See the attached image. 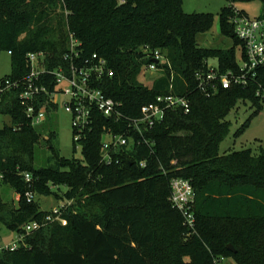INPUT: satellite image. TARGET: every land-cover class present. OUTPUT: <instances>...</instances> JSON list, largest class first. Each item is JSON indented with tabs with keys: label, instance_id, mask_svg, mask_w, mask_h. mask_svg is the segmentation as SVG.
<instances>
[{
	"label": "trees",
	"instance_id": "trees-1",
	"mask_svg": "<svg viewBox=\"0 0 264 264\" xmlns=\"http://www.w3.org/2000/svg\"><path fill=\"white\" fill-rule=\"evenodd\" d=\"M243 1H257L264 8V0ZM183 5V0H0V53L11 52L12 59L7 77L27 75L29 53H45L48 69L64 65L70 34H75L84 59L97 54L107 60L114 76L99 87L126 118H138L141 108L159 96L175 94L191 102L188 114L169 112L146 134L151 146L138 139L141 143L127 154L115 155L119 164L106 166L101 163L104 127L122 133L125 121L118 125L96 113L94 130L82 142V158H66L56 147L52 119L34 128L18 95L7 96L0 111L11 117V124L0 128V187L20 199L15 206L0 191V224L24 240L15 251L0 250V264H160V244L175 249L172 264H216L222 259L264 264V154L220 153L231 132L226 118L232 108L250 102L262 109L258 85L220 89L211 97L197 89L196 75L207 70L210 59L218 61L221 73H237L238 55L236 49L200 47L199 38L211 31L215 16L187 14ZM233 7L220 14V31L242 53L231 23ZM146 48L164 57L161 75L150 85L141 81L153 60ZM259 83L264 90L263 76ZM232 169L237 173H230ZM25 173L32 176L31 185ZM178 178L194 188L201 233L187 244L181 237L193 230L170 201L171 182ZM28 191L72 201L62 211L66 225L46 223L50 211L28 203ZM35 222L41 228L28 233L26 227ZM249 223L251 229L245 228Z\"/></svg>",
	"mask_w": 264,
	"mask_h": 264
},
{
	"label": "built area",
	"instance_id": "built-area-1",
	"mask_svg": "<svg viewBox=\"0 0 264 264\" xmlns=\"http://www.w3.org/2000/svg\"><path fill=\"white\" fill-rule=\"evenodd\" d=\"M234 12L231 23L234 25L237 39L243 44L239 72L229 71L223 74L219 66L210 67L208 64L206 71L196 75L197 89L207 97H211L220 89L228 90L232 87L247 89L250 84L257 83L256 96L261 100L264 111V90L259 83L261 77L264 78V75L260 74V70H264V13L257 18H250L236 9ZM81 46L75 34H70V49L64 56L66 63L55 69H48L45 53H29L27 75L19 79L0 78V108L7 96L18 95L20 106L31 125L34 128H42L58 112V98H67L65 112L71 119L73 142L81 149L82 142L94 130L96 113L107 120H113L118 125L121 121H125L126 129L122 133H115L113 128L104 127L103 137H108L109 140H103L101 163L106 166L119 164L120 157L115 155L127 154L139 142L138 139L151 146L146 134L152 132L157 124L162 123L169 112L181 111L185 114L190 112L191 102L188 97L169 94L159 96L155 102L144 105L138 118H126L120 112L119 104L107 98L99 87L105 79L114 76L107 60L97 54L84 59ZM145 53L153 60L151 64L145 66L144 74L159 73V65L164 63L162 54L159 51L149 54L152 53L149 48L145 49ZM8 54L11 56V52ZM45 76L49 78L46 82ZM0 118L8 120L5 124H11V117L3 115L1 111ZM24 180L28 185L32 184V176L29 173L24 174ZM1 181L3 176L0 174ZM171 190L170 201L173 207L182 214L185 225L194 230L196 216L192 184L188 180L174 179L171 182ZM36 197L33 191L26 193L28 203L36 202ZM64 207L65 205L50 211L45 219L46 223L60 221L66 225L62 219ZM41 226L37 222L31 223L26 227V231L35 232ZM20 237L24 238V236ZM21 240L18 239V242L20 243ZM18 246L14 244L13 247L6 249L15 251Z\"/></svg>",
	"mask_w": 264,
	"mask_h": 264
},
{
	"label": "rangeland",
	"instance_id": "rangeland-1",
	"mask_svg": "<svg viewBox=\"0 0 264 264\" xmlns=\"http://www.w3.org/2000/svg\"><path fill=\"white\" fill-rule=\"evenodd\" d=\"M183 10L187 14H212L215 16V23L213 28L207 34L201 35L199 38V45L203 48H217L223 50L236 49L238 55V62L241 65V52L239 48H236L235 43L232 39L224 37L220 31V14L222 11L233 5L234 8L245 13L250 18H257L263 14V5L257 1H243L235 0L231 3V0H183ZM235 9H233L235 11ZM210 67H217L218 61L216 59L209 60ZM12 74V59L7 52L0 53V78H5ZM161 75L159 72H151L148 75L144 74L141 77V81L150 85L156 78ZM67 98L59 97V110L51 119V127L57 132L56 147L59 149L61 155L66 158L81 159L82 149L80 147H74L73 142V131L71 127V119L65 112V104ZM254 113H256L255 116ZM227 121L231 122V132L226 140L221 144L220 153L222 155H230L233 153H249L253 157L259 158L264 154V111L263 109L254 106L250 102H240L232 108L230 114L226 118ZM251 119L250 126L246 130L245 124ZM7 119L0 118V128L7 123ZM105 141L109 138L105 137ZM236 169H232L230 173H237ZM0 191L6 200L14 201V205L17 206V194L10 191L6 187H0ZM65 189L60 190V198L64 196ZM36 203L41 210L49 212L60 206H70L73 202L67 200H58L56 197H36ZM200 225H204L207 222H202ZM215 227L221 228L225 226L223 222H212ZM229 227H234L233 223L226 224ZM249 226V227H248ZM253 224L245 226L251 229ZM193 235L201 236L198 231L197 223L191 235H183L181 237V243L187 244L192 240ZM263 238L261 239V245L264 249V229L262 232ZM18 239L24 240L17 233L8 230L5 226L0 224V250L11 248L14 244L19 245ZM19 247V246H18ZM175 249H166L163 244H160L159 249V263L160 264H172L171 253H174ZM253 255V254H252ZM253 257V256H252ZM185 261L189 262V258H184ZM251 264V261L249 262ZM216 264H237L233 259H222L220 263Z\"/></svg>",
	"mask_w": 264,
	"mask_h": 264
},
{
	"label": "water",
	"instance_id": "water-1",
	"mask_svg": "<svg viewBox=\"0 0 264 264\" xmlns=\"http://www.w3.org/2000/svg\"><path fill=\"white\" fill-rule=\"evenodd\" d=\"M156 63H158V61H155ZM228 249L232 252V253H236L237 250L232 246V245H229L228 246Z\"/></svg>",
	"mask_w": 264,
	"mask_h": 264
},
{
	"label": "crops",
	"instance_id": "crops-1",
	"mask_svg": "<svg viewBox=\"0 0 264 264\" xmlns=\"http://www.w3.org/2000/svg\"><path fill=\"white\" fill-rule=\"evenodd\" d=\"M241 55H242V53H241ZM237 59H238V57H237ZM15 200H17V201H18V194H17V199H15Z\"/></svg>",
	"mask_w": 264,
	"mask_h": 264
}]
</instances>
